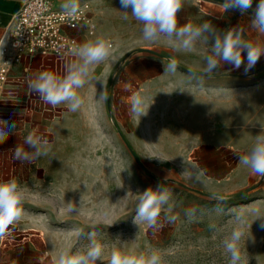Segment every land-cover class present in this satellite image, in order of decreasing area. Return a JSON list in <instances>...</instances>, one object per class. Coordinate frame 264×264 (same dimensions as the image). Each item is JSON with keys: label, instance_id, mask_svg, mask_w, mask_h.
Instances as JSON below:
<instances>
[{"label": "rangeland", "instance_id": "rangeland-1", "mask_svg": "<svg viewBox=\"0 0 264 264\" xmlns=\"http://www.w3.org/2000/svg\"><path fill=\"white\" fill-rule=\"evenodd\" d=\"M56 5L60 7L57 0ZM114 9V27L86 38L107 39L111 54L78 90L83 99L78 111L64 105L53 108L28 88L41 71L62 76L65 64L75 56L65 61L40 55L27 60L0 94V121L15 123L0 144V182L15 179L25 194V214L0 238V247L14 243L16 234L39 230L49 239L46 251L55 255L64 248L75 251L88 244L86 234L95 225L97 238L105 245L104 262L97 264H107L112 251L122 246L136 252L159 250L162 264H229L222 241L239 227L242 264H264V219L258 218L264 216V178L253 175L237 192L219 196L205 193L192 178L203 151L196 149L204 140L201 134L223 136L247 129L243 118L249 115L241 102L250 100L244 91L262 83L264 56L248 71L245 52L239 69L225 63L205 74L211 41L200 40V49L178 52L164 37L144 40L142 25L131 17L130 9L124 18L120 0ZM184 13L188 15L184 21H190L191 9ZM205 22L214 24L201 17L197 25ZM172 58L178 61V70L163 73L162 62ZM17 76H22L18 94L9 95ZM102 92L106 100L100 99ZM137 92L144 97L145 110L150 105L140 122L131 115L129 103ZM30 133L49 141L47 155L31 163L16 160L15 147L27 149L24 140ZM161 184L172 190L177 219L169 222L162 213L163 227L157 230L135 224L139 192ZM192 208L198 211L190 221L185 211Z\"/></svg>", "mask_w": 264, "mask_h": 264}, {"label": "clouds", "instance_id": "clouds-1", "mask_svg": "<svg viewBox=\"0 0 264 264\" xmlns=\"http://www.w3.org/2000/svg\"><path fill=\"white\" fill-rule=\"evenodd\" d=\"M121 7L125 9L124 18H128V9L131 17L142 25L143 39L149 42H157L161 37L172 42L175 51H192L200 40L211 41V50L205 59V74H212L220 69L225 63H231L236 69L247 62L245 71L250 70L261 56L264 49L245 41L243 30L235 27L221 34L216 31L209 22L202 25L186 23L178 24V12L183 6V0H120ZM253 0H224L222 9L224 12L238 9L241 14L253 11L250 27L264 34V0H259L255 9H252ZM61 9L64 15L74 17L80 10L79 0H63ZM4 45L0 43V48ZM111 54L110 42L98 37L94 41H86L81 44L73 55L77 58L65 64L64 74L58 75L50 71L39 72L34 79L30 80L28 88L44 103L53 108L64 105L71 112L78 111L83 99L79 89L88 82L93 68L104 62ZM163 73H175L179 63L172 58L163 64ZM192 74V70H189ZM101 100H106V93H101ZM131 115L140 118L146 115L150 105L145 110L144 97L140 93H134L129 98ZM138 122V124H139ZM138 126V125H137ZM15 123L9 124L0 121V144L5 143L12 134ZM24 146L17 145L14 149V158L21 162L31 163L40 157L47 155L49 141L43 137L28 134L24 140ZM238 161L245 166L251 174L264 178V129L256 135L254 143L245 154H237ZM194 179L199 181L198 174ZM24 189L15 179L0 182V238H2L10 227L16 225L24 216ZM222 199V198H221ZM175 202L172 199V190L163 184L155 189L149 187L139 192L135 207L134 223L139 225L145 223L149 228L157 230L163 227L160 224L161 214L169 222L177 219L174 209ZM222 211V209H218ZM196 208L188 209L185 215L191 221L197 213ZM264 219V216L258 217ZM257 218V219H258ZM239 222V215L235 217ZM215 228L216 225H210ZM84 232L81 230V235ZM88 244L75 251L71 248L60 250L54 258V264H97L104 262L105 245L97 238L99 233L96 226L87 232ZM242 231L234 227L231 233L222 241L225 252L229 255V264H242V256L239 242ZM107 264H162V255L159 250L149 249L147 251H130L126 246L114 249Z\"/></svg>", "mask_w": 264, "mask_h": 264}, {"label": "crops", "instance_id": "crops-1", "mask_svg": "<svg viewBox=\"0 0 264 264\" xmlns=\"http://www.w3.org/2000/svg\"><path fill=\"white\" fill-rule=\"evenodd\" d=\"M22 1L0 0V31L4 30L10 23L20 8ZM89 1L91 3V13L96 23V31L100 34L105 29L114 27V3L119 0ZM57 2L60 3L61 7L63 0H57ZM223 2L224 0H183V6L178 12V17H181L183 21L181 24L178 21V24L184 25L190 22L193 25H197V21L201 17L208 18L209 20H214L212 26L219 33L223 34L235 27L237 30H243L245 41L259 47L261 42L263 43L261 48L264 49V34L250 27L253 11L249 10L244 14H241L238 9L224 12L222 9ZM258 2L259 0H253L252 9H255ZM93 7L95 13L93 12ZM190 9L192 11L191 20L184 21V18H188L187 13L185 14L184 12ZM204 10L208 12L204 13ZM180 12H182L181 15ZM252 35H256L255 41H253ZM86 38L88 36L84 33L78 34L80 45L86 42ZM200 43L201 41H198L194 49H200ZM260 82L262 83L258 85L257 89L244 91L247 94L246 97L250 99L241 102V106L247 108L245 113L249 115L243 118L246 121L244 125L247 129L224 132L223 136L211 135L210 133L201 134L204 140L199 143L196 149H202L203 151L197 157L198 168L192 178L194 184L205 191V193L219 196L226 191L229 194L237 192L238 189L246 186L253 176L249 169L239 163L237 154H240L241 151L242 154H245L255 141L256 130L264 127V78ZM19 85L21 83L16 84L14 88L16 95L18 94L17 88ZM255 114H262V117L253 116ZM195 174L199 175V181L194 179ZM33 231L16 234L15 237L17 239H11L14 243L4 247L1 246L0 264H54V258L57 255L45 249L47 246L46 242L49 240L47 235L39 230Z\"/></svg>", "mask_w": 264, "mask_h": 264}, {"label": "built area", "instance_id": "built-area-1", "mask_svg": "<svg viewBox=\"0 0 264 264\" xmlns=\"http://www.w3.org/2000/svg\"><path fill=\"white\" fill-rule=\"evenodd\" d=\"M74 17L63 14L55 0H23L10 23L0 35V94L5 92L16 67L33 57L48 56L58 61L71 59L79 46L78 34L91 37L96 23L89 0H81ZM16 84L22 77H15ZM15 89L8 94L15 95Z\"/></svg>", "mask_w": 264, "mask_h": 264}, {"label": "water", "instance_id": "water-1", "mask_svg": "<svg viewBox=\"0 0 264 264\" xmlns=\"http://www.w3.org/2000/svg\"><path fill=\"white\" fill-rule=\"evenodd\" d=\"M184 70H186V71H189V70H187V69H185V68H183Z\"/></svg>", "mask_w": 264, "mask_h": 264}]
</instances>
